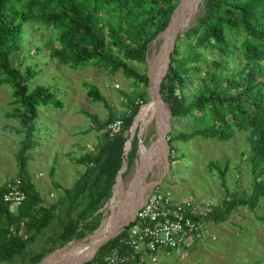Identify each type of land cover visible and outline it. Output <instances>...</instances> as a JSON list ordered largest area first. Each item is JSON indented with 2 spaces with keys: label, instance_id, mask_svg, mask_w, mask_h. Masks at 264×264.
Here are the masks:
<instances>
[{
  "label": "trees",
  "instance_id": "1",
  "mask_svg": "<svg viewBox=\"0 0 264 264\" xmlns=\"http://www.w3.org/2000/svg\"><path fill=\"white\" fill-rule=\"evenodd\" d=\"M179 1L0 0V86L6 85L11 93V109L4 116L19 123L17 131L22 137L18 140L15 159L26 195L13 208L2 198L9 181L0 185V264L23 253L28 243L49 226L72 191V187L58 184L62 194L56 201L47 202L29 179L28 151L34 146L38 111L48 104L62 107V103L52 85L37 83L33 78L38 71L34 65L35 52L42 42H33L26 27L49 30L50 34L43 36V45L55 63L71 68L93 66L113 76L120 73L122 78L141 85V91H120L125 98L122 102L125 109L117 117L95 86L87 91V95L108 108V117L102 123L97 120L104 131L95 144L96 152L81 154L75 160L83 170L74 180L77 187L74 195L84 196V206L75 209L74 217L67 215L45 249L50 252L98 226L102 212L97 210L112 195L129 128L139 106L146 101L142 90L147 88L150 78L146 70L141 71L136 65L146 64L152 43L166 28ZM178 35L191 42L182 49V41L179 38L174 41L158 94L168 105L174 122L191 118L198 124L189 131L169 132L170 165L175 158L171 151H175V143L180 139L186 141L197 136L229 141L236 131H242L246 134L247 149L241 152V157L248 163L251 175L249 192L240 196L225 185L227 164L221 167L218 162L210 161V168L218 170L225 194L219 204L209 202L206 214L199 216L200 234L192 240L201 237L208 222H224L239 206L254 210L264 198V0H202L194 21ZM22 47H27L29 57ZM30 49L34 54H30ZM49 56L45 57L47 61ZM191 73L199 74L194 77L197 82L192 93L187 91L188 83L193 80ZM115 120L121 122V128L110 137L108 125ZM137 146L138 136L134 134L128 166L136 156ZM127 172L128 168L123 176ZM53 173L51 168L50 174ZM74 203L69 204L68 210L76 206ZM134 223L131 220L84 264H107L104 257L113 250L130 257L119 264H140L148 259L147 250L137 252L126 239ZM169 251L175 249L168 248L164 254ZM41 255L36 253L33 260L38 261Z\"/></svg>",
  "mask_w": 264,
  "mask_h": 264
},
{
  "label": "rangeland",
  "instance_id": "2",
  "mask_svg": "<svg viewBox=\"0 0 264 264\" xmlns=\"http://www.w3.org/2000/svg\"><path fill=\"white\" fill-rule=\"evenodd\" d=\"M192 1L194 8L191 14L186 12L189 18L179 21V14L184 8L183 4L166 29V31L169 28L177 29L175 34L173 32L174 41L179 38L182 41L181 43L179 41L182 49L186 47L184 44L191 41L180 37L178 34L194 21L196 13L202 5V0ZM25 31L31 36L33 42H42L39 51L35 52L36 64L34 65L38 70L36 76L33 77L35 82L52 85L57 98L62 103V107L48 104L38 111L36 130L34 131V146L28 151L29 179L33 187L47 202L56 201L62 194L60 189L54 188V181H58L64 187H72V191L65 202L60 205L61 207L49 226L43 229L32 242L28 243L20 256L5 264H38L47 258L43 263L46 264L54 256L66 254L65 251H70L78 243L89 242L112 213L123 209L125 200L129 196L135 199L145 194L144 197H146L151 187L152 190L159 192H169L173 198L193 197L211 202L213 205L219 204L225 194L224 188L220 184L218 170L210 168V161L218 162L221 167L227 164L225 185L230 189V192H237L240 196L243 192H249L251 175L248 163L244 157H241V152L247 149L245 132L236 131L234 137L229 141L197 136L186 141L180 139L175 143V151H171V156L175 158L170 165L167 142L169 132L189 131L198 124V121L183 118L174 122L167 105L159 98L164 107L167 108L166 111L163 108L160 109V116L165 118V132L161 136L158 109L155 108L146 112L149 103L153 100L150 94L151 86L148 83L147 88L142 90L146 101L141 103L134 117L135 121L137 118V123L133 135L138 136L136 156L131 165L128 166L130 147L127 150L123 147L120 169L123 167V162H126V166L124 170H118L115 178L116 182L119 171H122L119 183L120 187L122 184V188L117 192L115 191L114 195L117 182L114 183L115 185L113 184L112 195L104 203L106 205L97 210L102 212V217L93 231L82 237H74L62 246L47 252L45 249L49 247L50 239L60 230L67 215L70 214L74 217L75 209L79 210L84 206L85 199H82L84 196L75 197L74 195L77 190L76 185L74 186L75 172L83 170L81 164L75 160L81 154L96 152L95 144L104 131V127L99 126L98 123H102L108 117V108L104 106L102 101L87 95V91L90 87L95 86L110 104L111 110L115 112L117 117L125 109L122 104L125 98L120 91H141V85L133 84L130 79L122 78L118 75L120 73L113 76L106 73L104 69H97L93 66L71 68L67 65L57 64L49 56L50 51L43 45L45 40L43 36H48L49 30L43 28L36 31L32 25L26 27ZM163 33L162 31L161 36L159 35L152 43L146 64L136 65L137 69L147 71L148 62H153L151 67L159 73L158 77L162 75L168 62L167 58L164 59L163 57L162 60V57H158L164 41ZM27 44L28 42L25 41L24 46ZM25 49L23 48V53L28 56V49ZM30 54H34L33 49H30ZM47 55L50 57H47L48 61L45 58ZM197 75L199 74L191 73L190 75V78L193 79L191 80L192 83H188L187 91L190 93H192L194 84L197 82L194 79ZM158 97H160L159 94ZM10 100V89L6 85H1L0 185L15 176H19L15 159L18 140L22 137L17 131L19 123L16 119H7L4 116V112L11 109ZM198 116L201 115L198 114ZM201 119L206 121L204 117ZM130 129L131 127L129 133ZM125 134L127 135L128 131ZM128 138H130V134H128ZM51 168L54 169L53 175H50ZM127 168L128 172L123 176V172ZM141 172L143 173L140 174ZM138 178L139 182H137ZM111 198L113 199L111 200ZM74 200L77 202L74 203ZM71 203L76 206L68 210ZM138 206H135L131 217L127 221L125 220V223L122 222L116 232H121L122 228L134 219L135 210ZM130 214L131 211L126 214L125 218L127 219ZM211 235H213L214 240L211 239ZM191 241L192 243L186 247L187 254H180L178 250L169 251L165 256H159L157 263H151L146 259L145 264H264V198L260 199L254 210L244 205L239 206L229 214L224 222H208L203 228L201 237ZM36 253H43L38 261L33 260Z\"/></svg>",
  "mask_w": 264,
  "mask_h": 264
},
{
  "label": "built area",
  "instance_id": "3",
  "mask_svg": "<svg viewBox=\"0 0 264 264\" xmlns=\"http://www.w3.org/2000/svg\"><path fill=\"white\" fill-rule=\"evenodd\" d=\"M121 128V122L115 120L108 125L109 136L112 137ZM21 187V178L14 177L3 200L12 205H18L25 198ZM209 202L195 198L175 199L168 192L150 190L140 203L129 228L126 239L137 252L147 250L148 259L157 262L159 256H164L168 248L185 253V246L191 238L200 234L202 222L199 216L206 214ZM113 250L104 257L107 264H119L129 259Z\"/></svg>",
  "mask_w": 264,
  "mask_h": 264
},
{
  "label": "bare ground",
  "instance_id": "4",
  "mask_svg": "<svg viewBox=\"0 0 264 264\" xmlns=\"http://www.w3.org/2000/svg\"><path fill=\"white\" fill-rule=\"evenodd\" d=\"M183 4H184V8L179 14V21H183V20L189 18V15L191 14L192 9L194 8L192 0H183V2L180 5L176 14H178V12L181 9ZM186 12H189L188 16L186 15ZM176 14H175V16H176ZM175 16L173 17L172 21L174 20ZM176 31H177L176 28L175 29L169 28L168 31L163 33L164 41L161 45L162 50H160V55L158 56L160 58L162 57V60H163V57H164V59H166V54H167L170 42H171L173 35H174L173 32L175 33ZM150 73H151L152 87L155 89L159 73L155 72V70L152 67L150 68ZM155 108L158 109L157 113L159 116V118H158L159 133L162 136V134L165 132V129H164L165 118L160 116V114H161L160 109L163 108L166 111L167 108H165L164 105L161 103L157 93L155 94V98L152 100V102L149 103L146 112L148 110H154ZM135 122L137 123V118H136ZM138 170H140V169H138ZM142 173L143 172H141L140 174H142ZM137 182H139V178L137 179ZM119 183H120V180L117 182V184L115 186L114 195L117 191L120 190V188H122V184L120 187ZM144 196H145V194L141 195L140 197L135 198V199H132L133 197L129 196L125 200V206L123 207V209H120L117 212L112 213L110 218L107 221H105V224H103V226L100 228V230L95 233V235L92 237V239L89 242L78 243L73 249H71L70 251H67V252L66 251L64 252L62 250L66 254H64V255L58 254V255L54 256L53 258H51V260L46 264H78L81 261H83L84 259H86L87 257L91 256L92 255L91 253L96 248V245L98 243H100L103 238L105 239L106 237L110 236V234H112L114 231L116 232V230H118V227L122 224V222L125 223L131 217V215L134 211L133 209L135 208V206L137 207L144 200V198H145ZM129 200H130V202H129ZM130 211H131V214L126 219L125 216Z\"/></svg>",
  "mask_w": 264,
  "mask_h": 264
},
{
  "label": "water",
  "instance_id": "5",
  "mask_svg": "<svg viewBox=\"0 0 264 264\" xmlns=\"http://www.w3.org/2000/svg\"><path fill=\"white\" fill-rule=\"evenodd\" d=\"M182 2H183V0H180L179 1V3H178V5L176 6V8L174 9V11L172 12V14H171V17H170V21H169V23L167 24V26H166V28L164 29V31L163 32H165L166 31V29L168 28V26H169V24L171 23V21H172V19H173V17L175 16V14H176V12L178 11V9H179V7H180V5L182 4ZM176 33V32H175ZM174 33V34H175ZM174 35H173V38H172V40H171V42H170V45H169V48H168V51H167V54H166V58H167V61H169V53H170V51L173 49V45H174ZM151 63H153V62H148V70H147V72H148V75H149V85L151 86L150 87V94H151V98L152 99H154L155 98V94L157 93L158 94V89H159V84H160V81H161V79H162V77H163V75L165 74V71H166V69H167V67H166V69L164 70V72L162 73V75H160L158 78H157V83H156V88L154 89L153 87H152V82H151V73H150V66L152 65ZM154 64V63H153ZM167 65H168V62H167ZM160 98V97H159ZM166 104V103H165ZM167 105V104H166ZM167 107H168V105H167ZM168 110H169V107H168ZM169 114H170V110H169ZM131 127V129H130V138H128L126 141H125V143H124V149L125 150H127V148H129L130 147V142H131V139H132V136H133V133H134V131H135V127H136V122H135V120H133V123H132V125L130 126ZM126 164V162H123V167H121V169L120 170H124V168H125V165ZM122 171H119V173H118V175H117V181L116 182H118L119 180H120V173H121ZM116 182H115V184H116ZM114 184V185H115ZM114 185H113V187H114ZM152 188V187H151ZM150 188V189H151ZM113 198H111V200H112ZM104 205H106V204H104ZM103 205V206H104ZM118 234V232H115V233H113V234H111L110 236H108V237H106L104 240H102L100 243H98L97 245H96V248L94 249V252L92 253V255L91 256H89V257H87L86 259H84L80 264H82L83 262H85V261H88V260H90L92 257H93V255H94V253L97 251V249L102 245V244H104L106 241H108L110 238H112V237H114L115 235H117ZM47 258H45L41 263H38V264H43L44 262H45V260H46Z\"/></svg>",
  "mask_w": 264,
  "mask_h": 264
},
{
  "label": "crops",
  "instance_id": "6",
  "mask_svg": "<svg viewBox=\"0 0 264 264\" xmlns=\"http://www.w3.org/2000/svg\"><path fill=\"white\" fill-rule=\"evenodd\" d=\"M81 171H82V170L75 172V176L77 177L78 174L81 173ZM50 175H51V174H50ZM15 177H16V176H15ZM13 178H14V177H13ZM13 178H12V179H13ZM12 179H11V180H12ZM11 180H9V183H10ZM51 183H52V181H51ZM53 184H54V188H56V189H59V188H58V184H59V185H62V184H60L58 181H54ZM8 185H9V184H8ZM7 188H8V186H7ZM7 188H6V190H7ZM179 199H182V198H179ZM7 203H8V202H7ZM9 204H10V203H9ZM10 205H12V204H10ZM12 206H16V205H12ZM145 262H146V261L141 262V263L145 264Z\"/></svg>",
  "mask_w": 264,
  "mask_h": 264
},
{
  "label": "clouds",
  "instance_id": "7",
  "mask_svg": "<svg viewBox=\"0 0 264 264\" xmlns=\"http://www.w3.org/2000/svg\"><path fill=\"white\" fill-rule=\"evenodd\" d=\"M151 189H152V188H151ZM151 189H150V190H151Z\"/></svg>",
  "mask_w": 264,
  "mask_h": 264
}]
</instances>
